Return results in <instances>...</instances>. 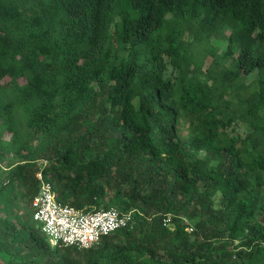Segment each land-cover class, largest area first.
<instances>
[{"label":"trees","instance_id":"1","mask_svg":"<svg viewBox=\"0 0 264 264\" xmlns=\"http://www.w3.org/2000/svg\"><path fill=\"white\" fill-rule=\"evenodd\" d=\"M41 161L141 225L53 247ZM0 264H264V0H0Z\"/></svg>","mask_w":264,"mask_h":264},{"label":"built area","instance_id":"2","mask_svg":"<svg viewBox=\"0 0 264 264\" xmlns=\"http://www.w3.org/2000/svg\"><path fill=\"white\" fill-rule=\"evenodd\" d=\"M47 163L40 162V171L37 174L39 191L31 207L34 220L41 224L42 231L53 247L90 249L119 230H134L141 225L133 212L121 214L114 207L87 212L59 203L52 184L43 174Z\"/></svg>","mask_w":264,"mask_h":264},{"label":"rangeland","instance_id":"3","mask_svg":"<svg viewBox=\"0 0 264 264\" xmlns=\"http://www.w3.org/2000/svg\"><path fill=\"white\" fill-rule=\"evenodd\" d=\"M207 36L211 38V43H212L211 47L216 52L215 57L219 60L223 59L225 55V45L214 39L209 31L207 32ZM189 39L190 40L192 39L191 35L189 36ZM189 54H190L192 66L201 70L202 72L208 68L209 63L214 58V55L210 56L208 54V48L204 45H200V46H197L195 44L192 45ZM8 80L9 79H5V82H7ZM9 139L10 137L8 136L7 140Z\"/></svg>","mask_w":264,"mask_h":264}]
</instances>
